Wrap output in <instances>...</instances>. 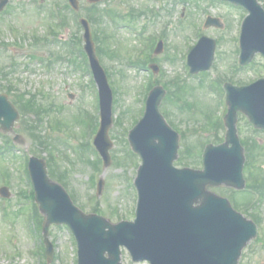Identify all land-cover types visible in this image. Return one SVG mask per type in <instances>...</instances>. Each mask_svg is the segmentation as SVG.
Returning <instances> with one entry per match:
<instances>
[{
    "label": "rangeland",
    "instance_id": "rangeland-1",
    "mask_svg": "<svg viewBox=\"0 0 264 264\" xmlns=\"http://www.w3.org/2000/svg\"><path fill=\"white\" fill-rule=\"evenodd\" d=\"M57 1L63 2L9 0V4L0 13V91L9 95L20 112L21 117L14 129L25 143L15 144L13 152H6V140L13 136H0V188L4 186L5 178L12 194L10 200L0 198V264H42L38 254H35L39 242L30 234L34 233L37 239L36 222L31 221L28 228L30 216L26 211L30 203L24 197V192L30 191L24 172L25 155L30 151L37 152L39 157L47 160L48 153L44 150L51 149L55 156L52 171L57 176H63L67 190L71 194L76 193V202L85 212L91 213L98 208L101 215L113 223L123 218L134 219L135 198L131 179L136 178V167L141 161L129 155L127 134L133 127V121L140 120L144 114V87L149 81L148 73H141L130 64L137 55V48L143 45L139 37L141 31H144V37H155L162 30V25L170 22L164 41L165 51L154 62L161 71L153 76L152 82L166 85L167 96L161 104V110L167 113L168 117H165L176 125L178 132L187 133V139H180V153L184 154L186 149H191L190 162H187L191 163L188 165L192 168L200 169L198 156L206 144H221L226 133L225 126L218 129L213 127L223 108L217 85L203 74L189 80L185 77L187 69L183 55L190 51L197 39L194 34L206 18L202 14L204 10L214 17H220L224 25L222 30L210 28L203 31L205 36L217 41L212 66L214 79L226 76L234 85H247L264 77V58L260 55L255 57L251 67L239 74L233 69L236 59L234 41L241 13L233 12L231 6H209L204 0H191L195 5L190 3L188 8L182 4L168 7L163 3L164 0H106L99 3L96 14H92L96 18L91 16L92 29L98 38L95 41L97 55L114 92V124L110 130L114 143L111 155L114 160L108 169L102 168L97 174V179H103L104 188L102 195L93 199L96 187L92 185V175L98 167L97 158L92 152L82 151L81 145L90 142L93 136L92 117L99 115L98 88L92 75L85 70L83 56L78 50H83V39L76 44L73 42L77 36L78 39L82 38L84 33L74 15L68 13L70 21L67 28L58 30L57 38L50 40L52 36L49 28L57 24H54L51 17L50 6ZM80 2L82 18H86L90 3L87 0ZM259 2L264 7V0ZM36 3L43 4L40 11ZM149 8L158 15L150 21L148 14L131 21L134 28H127L126 21L123 24L118 17V13L131 17L132 12L137 14ZM167 11L170 15H167ZM127 23L131 24L130 21ZM12 29H16L18 35L12 33ZM112 51L117 53L116 57L110 55ZM143 58L145 55L141 56ZM20 95H27V98L35 95L44 110L26 114L20 109ZM185 105L191 108L183 109ZM204 114L211 121L209 125ZM237 128L241 139L250 138L260 145L254 154L250 150L249 154L253 157L249 165L246 163L245 172L253 171V178L249 177L248 172L245 175L247 184L254 182L255 177L264 180V132L252 133L247 117L241 114ZM2 172L8 173L9 177L2 176ZM230 190L222 187L213 191L230 198ZM237 196L241 200L245 197L241 193ZM248 210L242 208L238 211L252 220ZM250 212L259 220V232L257 238L244 249L239 264H264V198ZM50 239L56 248L50 264H77V246L69 229L52 226ZM128 261L129 257L124 254L123 263L127 264Z\"/></svg>",
    "mask_w": 264,
    "mask_h": 264
},
{
    "label": "water",
    "instance_id": "water-1",
    "mask_svg": "<svg viewBox=\"0 0 264 264\" xmlns=\"http://www.w3.org/2000/svg\"><path fill=\"white\" fill-rule=\"evenodd\" d=\"M233 1L246 6L251 12L243 32L244 60L249 61L256 52L264 55V11L257 0ZM87 38L90 46L86 48L102 97L103 126L96 144L109 165L108 150L111 145L108 131L112 125L113 94L89 35ZM214 52L215 43L203 39L192 55V61L204 60V65L198 70L211 67ZM229 95V142L234 147L231 150L209 147L205 156V171L174 169L178 138L172 134L165 136L169 129L166 130L158 111L162 95L158 96L156 92L151 95L146 118L131 134L133 147L144 160L138 178L141 211L138 222L133 226L114 227L100 217L83 215L73 207L62 188L49 180L45 163L32 160L30 171L37 202L48 216L47 224L57 222L71 226L80 244V264H118L114 256L119 253L120 244L127 245L141 258L151 256L153 264L238 263L243 247L253 236L254 226L236 214L226 200L208 193L206 187L221 183L243 186V158L235 136L234 114L242 110L254 123L264 128V80L249 87L229 86ZM18 118L19 114L7 97L0 96L3 130L12 131ZM158 121L164 135L157 131ZM3 196L10 197L9 194ZM199 200L201 206L194 208V203ZM106 251L110 252L111 259L103 257ZM161 252L163 263L159 260ZM49 253L52 254L51 248Z\"/></svg>",
    "mask_w": 264,
    "mask_h": 264
},
{
    "label": "trees",
    "instance_id": "trees-1",
    "mask_svg": "<svg viewBox=\"0 0 264 264\" xmlns=\"http://www.w3.org/2000/svg\"><path fill=\"white\" fill-rule=\"evenodd\" d=\"M28 103H29V105H30V109L31 110H33V111H35V110H37L36 108H37V105H36V102L34 101V100H30V101H28ZM38 110H39V108H38Z\"/></svg>",
    "mask_w": 264,
    "mask_h": 264
}]
</instances>
